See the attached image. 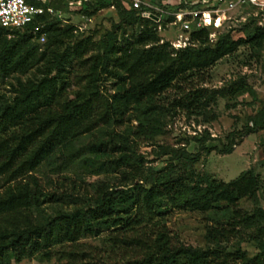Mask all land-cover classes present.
<instances>
[{"label": "trees", "instance_id": "1", "mask_svg": "<svg viewBox=\"0 0 264 264\" xmlns=\"http://www.w3.org/2000/svg\"><path fill=\"white\" fill-rule=\"evenodd\" d=\"M28 1L51 6L55 13L40 15L22 30L0 26V80L16 75L12 97L0 99V264L11 258L54 259L56 264H264V207H240L242 199L258 204L261 179L253 169L228 182L171 171L144 178L141 156L129 136L152 139L161 133L160 117L167 107L159 97L170 88L178 90L176 107L190 114L224 96L223 90L185 91L181 86L239 46L262 47L264 28L254 26L236 40L227 33L214 44L212 28H203L190 32L189 45L174 49L161 42L155 22L142 19L124 0L76 1L85 15L115 4L119 22L98 40L87 37L70 44L76 28L62 26L56 16L64 0ZM38 24L42 28L33 34ZM126 25L137 30L125 36ZM117 30H122L121 39ZM40 32L44 43L38 42ZM31 71L30 78L19 77ZM234 91L255 95L245 86ZM263 111L239 132V139L264 127ZM128 114V131L111 130L105 140L73 147L75 140L100 128L120 126ZM233 145L230 141L221 151L228 154ZM107 150L115 154L108 156ZM43 165L53 172L68 167L95 174L116 171L120 178L115 184L101 183L92 193L75 189L74 182L70 189L46 190L33 175ZM172 209L216 213L214 223L205 225L203 243H186L171 234L166 214ZM249 227L254 233L244 236ZM100 235L109 250L81 242ZM233 240H253L258 252L250 256L238 244L227 250Z\"/></svg>", "mask_w": 264, "mask_h": 264}, {"label": "rangeland", "instance_id": "2", "mask_svg": "<svg viewBox=\"0 0 264 264\" xmlns=\"http://www.w3.org/2000/svg\"><path fill=\"white\" fill-rule=\"evenodd\" d=\"M118 11L115 4H112L90 15H85L82 13L79 3L74 0H64L61 9L56 12V16L62 26H75L76 37L70 41L72 44L87 37L98 40L100 36L112 28V24L119 22ZM254 26L264 28V12L250 7L234 10L223 15L219 25L211 29L210 42L214 44L221 35L227 33L234 40L244 38ZM136 28V26L126 25L125 36L131 35L137 30ZM121 33L122 30H117L116 35L119 39H121ZM179 34H183V32L179 27L173 25L159 30V37L163 41H175ZM32 43L36 44L35 42ZM90 51L86 53L87 56L91 54ZM31 76L32 71L25 75H19L22 80ZM15 78L16 75L10 76L5 81L0 80L1 100L12 97L10 88L15 83ZM240 86H245V88L254 91V97L248 92H233L235 88ZM190 87L193 89L223 90L225 93L224 96H217L216 102L210 103L206 110L194 114L176 107L173 102L179 96L176 87L168 89L159 97L160 102L165 103L162 105L167 107L160 117L161 133L152 139L129 135L130 139L132 138L134 151L141 156L143 177L152 176L155 178L162 172L171 171L174 174L206 175L216 180L228 182L242 171L253 169L261 179L260 189L257 193L258 204L242 199L240 200V207L247 211L256 206L263 208L264 127H260L255 132L240 139L237 135L239 132H243L246 127L251 126L253 116L264 110V45L260 48L247 45L239 46L236 52L217 61L201 76L192 74L191 80L181 86L185 91ZM107 88L113 92L115 86L109 82ZM134 112L130 111L129 114ZM129 114L120 126H113L108 129L100 128L75 140L73 147L80 148L88 142L98 143L100 140H105L108 137L107 132H111V130L113 132L128 131L131 124L128 120ZM230 141L234 144L232 152L224 154L221 149ZM106 152L108 156L115 154L109 150ZM182 153H184L183 157ZM185 157H190L193 161L190 162ZM78 168L68 167L64 171L53 172L52 169L43 165L39 170L33 172V175L39 178L46 190L70 189L72 182H74L76 184L75 189L86 188L90 193L94 192L101 183L115 184L120 178L116 171L95 174ZM80 174H83L84 179H79ZM43 208L45 212H49L48 202L43 204ZM215 218L216 213L213 211L204 215L196 211L172 209L166 214V225L175 238L178 237L181 241L190 244L196 242L201 244L203 243L202 234L205 225L213 224ZM254 229V227L246 228L244 230L246 235L244 236H250L251 233H254ZM236 241H231L227 245V250H233L232 246L238 244L250 256L258 252L255 241L247 240L241 243ZM81 242L97 246L101 250L110 249V244L106 241L105 235L86 238ZM7 264H56V261L54 259L48 262L23 259L18 262L11 258Z\"/></svg>", "mask_w": 264, "mask_h": 264}, {"label": "built area", "instance_id": "3", "mask_svg": "<svg viewBox=\"0 0 264 264\" xmlns=\"http://www.w3.org/2000/svg\"><path fill=\"white\" fill-rule=\"evenodd\" d=\"M47 4L51 0H32ZM77 2L90 0H75ZM142 19H150L159 33L163 27L177 26L183 32L175 41H168L174 49L190 44L191 31L213 28L219 25L221 17L237 9L253 7L264 12V0H124ZM54 14L51 6L46 8L28 0H0V26L9 30H22L44 13ZM42 28L38 24L36 34ZM212 37L209 34V39ZM211 40V39H210ZM38 42H45V34L40 32ZM163 42V40H161Z\"/></svg>", "mask_w": 264, "mask_h": 264}]
</instances>
